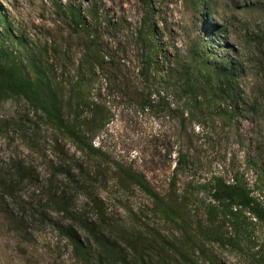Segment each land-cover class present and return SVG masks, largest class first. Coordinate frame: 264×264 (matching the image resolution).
<instances>
[{"label": "rangeland", "instance_id": "374dc122", "mask_svg": "<svg viewBox=\"0 0 264 264\" xmlns=\"http://www.w3.org/2000/svg\"><path fill=\"white\" fill-rule=\"evenodd\" d=\"M12 60L80 142L0 99V264H264V215L208 205L239 180L264 211V0H0ZM188 66L210 89L184 91Z\"/></svg>", "mask_w": 264, "mask_h": 264}, {"label": "trees", "instance_id": "16d2710c", "mask_svg": "<svg viewBox=\"0 0 264 264\" xmlns=\"http://www.w3.org/2000/svg\"><path fill=\"white\" fill-rule=\"evenodd\" d=\"M68 16L75 30H78L80 28V22L75 14L69 11ZM141 33L142 29L138 31L139 36L142 35ZM147 64H151V59L149 57H147ZM212 72H214V75L211 74L214 78L224 80V88L228 90L230 88V81L227 77L229 71H227V69L217 68ZM203 76L204 77H201V75L192 73L191 66H188L182 74V77H184V91L189 93L198 92L199 87L210 89V73ZM197 79L203 80V83L199 85ZM216 92L217 95H221L222 89H219ZM14 95L23 97L31 105L35 106V109H39L45 115L47 120H49L57 129L68 135L73 140L80 142L79 136L74 127L63 120L58 110L55 97L48 90V88H45L38 81L36 82L29 79L13 60L8 63H2L0 61V99ZM139 106L140 109H151L153 105L151 104L150 95L143 98L140 101ZM185 159L186 158L184 156H178L174 175L177 174L180 165L185 161ZM142 189L148 196L155 200H160V198L148 188L142 186ZM208 192L211 199V203L208 205H220V214L223 213L228 216H235L239 212L243 211L248 213L254 219L261 220L263 218L264 211L259 207V205H262L261 202L253 197L247 187L239 180L228 183L220 178H217L213 181ZM161 202L166 204L163 201ZM216 211L217 209L212 208L210 216H213L214 218ZM93 237L101 246L100 252L102 253V256L110 257L113 252L103 246L102 236L94 235ZM69 240L75 253L78 254V252L83 250V245L74 235H70Z\"/></svg>", "mask_w": 264, "mask_h": 264}]
</instances>
